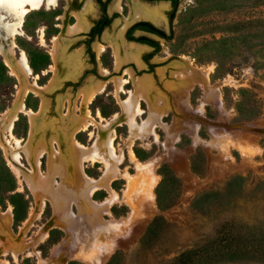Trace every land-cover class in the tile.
<instances>
[{
  "label": "rangeland",
  "instance_id": "rangeland-1",
  "mask_svg": "<svg viewBox=\"0 0 264 264\" xmlns=\"http://www.w3.org/2000/svg\"><path fill=\"white\" fill-rule=\"evenodd\" d=\"M73 1L58 0V7L44 4L28 11L14 37L15 56L24 51L32 69L23 83L36 81L41 86L39 94L30 91L23 98L34 111L44 106L45 127H38V136L48 131L59 136L74 114L88 118L79 91L94 74L81 88L66 84L67 80L78 83L85 68L93 67L85 54L87 37L67 31L70 24H77L82 4ZM141 1L160 17V26L169 29L174 1ZM94 4L88 13L90 23L102 15L100 4ZM114 8L111 4L110 14ZM130 8L131 1L123 0L106 31L111 38ZM72 11L77 17L71 16ZM5 13L0 12V39L9 42L2 26ZM173 30L171 40L146 33L161 46L152 58L154 67L134 64L135 72L130 74L127 68L134 67L132 62L124 64L126 68H119L110 79L100 78L105 87L87 105L90 114L111 116L118 111L119 99L137 91V77L146 75L148 88L142 91L145 96L139 106L145 99L154 118L156 108L164 110L153 134L145 139L134 140L133 131L125 143L126 126L115 129V196L106 205L100 204L107 195L104 190L92 196L95 209H88L79 198L77 206L66 208L63 197L46 198L42 204L41 192L35 194L26 179L19 180L0 146V264H264V0H178ZM105 35L100 40L102 49L97 48L98 37L93 47L100 72L107 75L114 56ZM55 37L65 47L58 61L50 52ZM78 45L79 52L73 49ZM153 50L144 48L140 57ZM191 66L208 70V87L217 85L219 96L185 75ZM116 78L126 81L118 93ZM22 81L0 54V116L13 106ZM155 97H161L163 104ZM140 109L142 113L145 105ZM30 126L29 115L21 112L13 132L22 143L34 140ZM100 128L97 143L105 138V128ZM57 136L55 148L60 146ZM74 136L79 143L92 144L85 132ZM58 150L64 152L61 146ZM51 154L47 149L41 158L44 174ZM21 160L32 168L24 152ZM72 160L57 175L56 185L63 175L69 183L78 178ZM102 169L101 163L83 165L84 174L94 178ZM8 208L10 220L3 214ZM42 230L47 233L40 238Z\"/></svg>",
  "mask_w": 264,
  "mask_h": 264
},
{
  "label": "bare ground",
  "instance_id": "bare-ground-1",
  "mask_svg": "<svg viewBox=\"0 0 264 264\" xmlns=\"http://www.w3.org/2000/svg\"><path fill=\"white\" fill-rule=\"evenodd\" d=\"M0 1L3 2L4 6L10 8V12L12 14V18L8 19L7 17V19H5L2 24L3 31L5 32V36L8 38L9 42L0 39V54L3 56L5 63L10 68L11 73L14 75H18L20 77V80L22 81L23 78L25 79L31 76L32 69L29 65L27 54L24 51L21 52L20 50L19 51L20 56H15L16 42L14 40V37L17 33H19L24 18L28 11L38 9L44 4L49 8L56 7L58 5V0H0ZM130 1H131L130 13L123 20L124 23L118 33V40H114L113 42H110V45L112 46L114 52V64L116 70H118L123 63H128V62H134L137 63L139 66H142V63L139 59V53L142 49V45L133 41L127 43L125 40H122L121 34L125 30V28L134 20L140 18H150L153 19L158 24L161 23L160 17L156 13H153V11L149 10L147 5L142 3L140 0H130ZM122 2L123 0H113L112 6L115 7L116 9H120L122 6ZM90 6H91L90 2L87 1L81 13L84 14L86 11H88L90 9ZM81 13H78L79 14L78 19L84 21L83 18L84 16L82 17ZM81 28L82 27L78 22L76 25L69 27L68 31L70 33H73L80 30ZM97 48L98 50H101L102 45L97 43ZM63 49L64 46L62 45V41H60L58 37H55L54 45L50 51L55 61H58L60 58H62ZM53 70L55 72V75H57L58 66L55 65L53 67ZM188 70L189 71L185 73V75L187 74L188 78L192 79L193 81L196 80L199 81V83H202L206 88L209 89V92H211L212 95L216 93L219 96V91H218L219 89L217 85H210V87H208L209 85L208 70L203 68H196L195 66L189 67ZM132 71L133 70L131 67L127 68L128 73L131 74ZM104 72H107L106 69H104ZM182 72L183 71H181L180 74ZM184 72L186 71L184 70ZM90 78L91 77H89V80L84 84V86L79 91V95L83 107V113L88 118L83 119L80 116H78V114H74L73 116L70 117V119L65 124V127L63 129V133H62L63 136L70 139V145H69L70 149L69 148L67 149V154L58 150L53 146L54 141L55 142L57 141L55 133H53L52 131H48L42 133L40 136H38L39 134L36 133L38 132L37 130L39 129L38 119H37L38 114H40L41 112L43 113L44 106H42V108L39 111H34L25 105L23 99L24 96L30 91H34L36 92V94L40 93L37 89H41V86L36 81H31V82L28 81V83H23L22 81L21 86L19 87V90L16 94V98L13 106L6 109L0 116V132H1L0 146L1 148L4 149L5 155L12 164L13 168L16 170V173L18 174V176H20L19 180L26 179L29 186L31 187V189L35 194H37V191L41 192V194L43 195V199L41 201L42 204L44 203L43 200L46 198H52L53 201H56L63 197L61 201L63 202L64 207L66 208L70 206L71 202L76 201L79 198V200H81L88 209L89 208L95 209L94 208L95 203L90 198V193L93 187L94 189H96L95 187L100 183H97V181H94L93 178L91 179L90 177L84 174L83 160L91 159L93 161L95 159H100L103 162H105L106 166L108 167V170H110V168L111 169L115 168V165L113 164L114 163L113 160L115 159V155H114L115 153L113 151V145H112L113 137H114L112 130L108 131L107 135L103 140L99 141V143L96 142L95 145L90 147L82 145L81 143L77 142L74 138V135L79 130L87 129V127L91 123H93L91 121L94 120V118L90 114V110L87 108V105L93 101L97 93L102 91L105 86V81L99 79L98 81H96V83H94ZM56 80L57 77H54L51 82H54ZM148 80L149 78L146 75L138 76L136 79L137 91L136 92L131 91L130 95L126 99H122V98L119 99V103L122 106V109L125 113V117L127 118V122L129 123L128 125H130L131 127V132L134 131L133 136L135 137L137 136L139 137L141 135H147L148 132H150L153 129L152 125H148V124L150 122H152L153 124L155 120H160L162 113L164 111V110H159L155 107L157 111L155 113L156 114L155 118L153 115L154 112L151 110L152 115H150L147 120H144V122L142 121L143 123L142 124L140 123L141 125L138 124L137 121L135 120L136 115L139 114L141 110L139 106V99L145 96V94L142 93V91L145 88H148ZM114 82H115L116 92L118 93L122 85L126 81L124 82L116 78ZM184 95L185 93L182 94V96ZM155 100L160 105H162L164 102L161 97H155ZM21 112H24L27 115H29V120L31 125L29 133L31 137L34 139V140H28L26 143H22V139L17 137L13 132V124ZM151 119L152 120L154 119V121H151ZM103 128H106V126L103 125ZM70 129H72V131L71 134L69 133L70 134L69 135L68 131ZM47 149L50 152H53V154L49 156V169L48 172L44 174L40 169V163H41V158L47 152ZM22 152H24L27 155L29 162L32 165V168H27L23 165L21 160ZM130 153L133 156H135L132 149H130ZM72 158H74L76 161L75 170L78 178L76 177L77 178L76 181L69 183V181L65 179L63 175L61 177L62 182L57 183L56 185L55 182H57L56 181L57 175H60L62 171H64V169H67L68 161L74 162ZM113 172L115 173V169L113 170ZM23 176L24 178H22ZM65 176H67V174H65ZM111 192L113 194L112 197L114 198L115 194L113 193L112 190ZM11 213H12L11 208H8L6 212H3L5 219L10 220ZM34 216H35V211L32 212L31 217ZM67 216H68V212L65 218ZM0 232L3 234V231ZM46 233L47 232H44V230H42L40 232V238H43L46 235ZM0 240L1 241L3 240L2 237H0ZM17 254L18 252L14 249V256H16Z\"/></svg>",
  "mask_w": 264,
  "mask_h": 264
},
{
  "label": "flooded vegetation",
  "instance_id": "flooded-vegetation-1",
  "mask_svg": "<svg viewBox=\"0 0 264 264\" xmlns=\"http://www.w3.org/2000/svg\"><path fill=\"white\" fill-rule=\"evenodd\" d=\"M68 1V0H67ZM87 1L90 2V9L88 11H86L84 14L81 13V11L83 10L84 6L86 5ZM112 1L113 0H81V6L79 9H77L78 13H81L82 14V17L84 18V21L82 20H79L78 19V22L80 23L81 25V29L74 32L75 34H77V36H81V37H87V40H86V51H85V54L87 53L88 54V60L90 59V61L92 62L93 64V67L92 68H85V70L83 71V73H81V79L79 80V82H73L72 80H67L66 81V84H69V85H74L76 86V88H81V86H83L84 82L86 81V79L90 76V74H94L93 76L96 78V79H105V80H108L110 79L111 76H113L112 73H115L117 72V70L114 69V65L112 64V68L110 70V73L107 74V75H104L100 72V64H99V57H97V52H96V49L93 47V43L96 41L95 38H97V40H99L97 43L98 44H101L102 43L100 42V40L102 39L103 35L106 34L107 32V29L109 28V26L111 25V22H112V19L116 18L117 14L120 13L118 9L114 8L115 9V12H113L112 14H110L109 10H110V6L112 4ZM141 1V0H140ZM152 1V0H150ZM174 3H173V9L168 13V18H169V29H165L163 27L160 26V23H156L153 19H150V18H140V19H137V20H134L132 23H130L126 28L125 30L122 32V37L123 39L126 41V42H131V41H134V42H138V40L136 38H138L139 36H146L148 38H151L153 40H155L159 47L156 48V46L152 45V44H149V43H146V42H141L139 41L138 43H141V44H144L145 46L147 47H150L152 46L154 48L153 51L151 52H146L142 55V61L146 64V65H149L150 67H154L155 65V62L152 61V58L155 56V53L157 51H159L161 49V46H160V43L158 40H156L155 38H153L152 36L155 35V36H159L160 38H164V40H171L172 39V29H173V20H174V16H175V13H176V10H177V7H178V0H173ZM75 1L73 0H70V3H74ZM142 2V1H141ZM94 3H98L100 4L101 6V12H102V15L97 18L96 20L93 21V23H90L89 22V15L88 13H91V8H92V5ZM143 3V2H142ZM95 5V4H94ZM93 5V7H94ZM59 5H57L58 7ZM43 7H46V6H43ZM174 13V15H173ZM88 15V17H87ZM71 16L73 17H77V15L73 14V11H72V14ZM127 16V15H126ZM125 16V17H126ZM61 16H58V19H60ZM78 18V17H77ZM25 20V19H24ZM139 21H147V22H150L154 27L158 28V29H162L164 30V32L166 33V37H163L161 35H159L158 33H155L153 31H150V30H147V29H144L142 27H133L136 23H138ZM77 22V23H78ZM123 21L120 23L119 25V28L118 30L115 32L114 36L119 33L120 29L122 28L123 26ZM76 25L75 23L74 24H70L68 26L71 27V26H74ZM59 27H61V24H58ZM68 28H67V31H68ZM69 32V31H68ZM152 35H148V34ZM129 35H132L134 38H130ZM80 37V38H81ZM106 39H108L109 42H113L114 40H118V38L116 37H113L111 38L109 36V34L107 33V36H106ZM79 40V38L77 39ZM76 40V41H77ZM107 41V42H108ZM75 42V41H74ZM73 42V43H74ZM96 43V44H97ZM103 46V45H102ZM109 48L112 46L110 45V43H107V45ZM80 46H76V47H73V49L77 50ZM65 49V47H64ZM63 49V50H64ZM113 50V48H112ZM70 51V50H69ZM106 51V50H105ZM104 51V52H105ZM64 52V51H63ZM153 54L151 55V57L147 58V54L149 53H152ZM112 55L114 56L113 52H112ZM132 66H134V68L136 67L134 64V62L131 63ZM123 67V66H122ZM125 67V66H124ZM123 67V68H124ZM50 72L52 71L51 69L49 70ZM140 72V70H139ZM97 75H99V77H97ZM110 75V76H109ZM109 76V77H108ZM101 79V80H102ZM109 83V82H108ZM108 85V84H107ZM107 87V86H106ZM76 90H74V93L72 95V99L75 98L76 94ZM100 93V92H99ZM97 93V94H99ZM97 96V95H96ZM115 96V95H114Z\"/></svg>",
  "mask_w": 264,
  "mask_h": 264
},
{
  "label": "crops",
  "instance_id": "crops-1",
  "mask_svg": "<svg viewBox=\"0 0 264 264\" xmlns=\"http://www.w3.org/2000/svg\"><path fill=\"white\" fill-rule=\"evenodd\" d=\"M105 36H107V33H106V35ZM114 37H116V38H118V33L114 36ZM121 38H122V40H124L123 39V37H122V35H121ZM132 42V41H131ZM134 42V41H133ZM108 43H110V42H108ZM127 43H129V42H127ZM136 43H138V42H136ZM138 44H140V45H142V49H141V51L144 49V48H146L147 46H145L144 44H141V43H138ZM64 51V50H63ZM141 51H140V53H139V59H140V61H141V63H142V66L143 65H145V63L142 61V59H141V57H140V54H141ZM77 52H79V50H77ZM114 53V52H113ZM130 62H128V64H129ZM75 64H76V62L74 61V64L72 65L74 68H75ZM124 64H127V63H123L122 64V66L124 65ZM139 68L140 67H142V66H139L137 63H135ZM121 66V67H122ZM120 67V68H121ZM114 68H115V64H114ZM124 68H126V67H124ZM133 69V71H134V67H132ZM107 70V69H106ZM126 70V69H125ZM135 72V71H134ZM60 74V73H59ZM57 77V79H58V77L59 76H56ZM91 78V80H92V82H94V83H96V81H98V79H96L94 76H90ZM89 80V79H88ZM87 80V81H88ZM57 81V80H56ZM56 81H54V82H52V85H53V83H56ZM86 81V82H87ZM125 84V83H124ZM105 87V86H104ZM72 103H73V101H71ZM148 103L145 101V99H142L141 101H140V108H142V106H144L145 105V107H146V109H143V112L142 113H140V114H137L136 115V117H135V120L137 121V123L138 124H142L143 122H144V120H147L148 119V117H149V113H150V115H151V112H150V110L147 108V105ZM37 111H39V109L37 110ZM43 112H44V109H43ZM93 116H94V118H95V120H96V122H94V123H91L88 127H87V129H82V130H79L75 135H77L78 133H82V132H85L88 136H89V138H90V141H92V144L91 145H89L88 147H90V146H93V145H95V143H96V140H97V138H98V136H97V133H98V129L102 126L103 127V125L104 126H106V128L105 129H103L102 131V137H105L106 135H107V133H108V131H113V133H114V137H113V142H114V140H115V138H116V132H115V129L117 128V127H119V126H126V128H127V137H126V139H125V143H129V140H130V137H131V127H130V125H128L129 123L127 122V119H126V117H125V113H124V111H123V109H122V107H121V105L119 104V107H118V111L117 112H115V113H113L111 116H109V117H103V116H101L99 113H97V112H95V113H91ZM141 114H144L145 116H144V119H142L141 121H139L138 120V118H139V116L141 115ZM42 115H43V113L41 112L40 114H38V127H40V128H44L45 126H43L42 125ZM116 115H117V117H116ZM119 117V118H118ZM114 118H115V120H114ZM163 118V116L161 117V119ZM160 119V120H161ZM160 120H155L154 121V123H153V125H152V130L150 131V132H148V134L146 135V136H137V137H135L134 138V140H136V139H145V138H147L148 136H150V135H152L153 134V132H154V130H155V128L157 127V125H158V123H159V121ZM45 122H47L46 120H44ZM143 121V122H142ZM140 124V125H141ZM101 125V126H100ZM110 128V129H109ZM101 129V128H100ZM71 131H72V129H70L69 131H68V134L70 133L71 134ZM60 135L59 136H57L58 138H59V142H60V146H61V148H63V150H64V153H66L67 154V143H69V145H70V139L69 138H66V137H63V135L61 134V133H59ZM69 134V135H70ZM143 137V138H142ZM74 138L76 139V140H78L77 138H76V136H74ZM67 141V142H66ZM79 141V140H78ZM95 142V143H94ZM81 143V142H80ZM81 144H83V143H81ZM84 146H87V145H85V144H83ZM60 146L58 145V144H56V148L57 149H59L60 148ZM69 147V146H68ZM67 148V149H66ZM47 155V154H46ZM116 155H117V153H116ZM48 157V156H47ZM94 163V162H96V163H101V164H103V169H102V173L98 176V177H90V176H88V177H90L91 179L93 178V180L94 181H97V183H100V184H98L95 188L96 189H94V187H93V189H92V191H91V193H90V198L92 199V196H93V194H94V192L95 191H97V190H104L105 192H106V197L102 200V201H100V204H105V202H107L108 200H110L111 198H112V196H113V194H112V192H111V190L113 191V193H115L114 192V189H113V187H112V181L115 179V176H114V174H113V170L114 169H116V163H113L114 165H115V168L113 169H111L110 168V170H108V167L106 166V164H105V162H103L102 160H100V159H95V160H91V159H86V160H83V165H85V163ZM72 169V167L70 166V170ZM112 172V173H111ZM109 173V174H108ZM112 174V175H111ZM112 176V177H111ZM111 177V178H110ZM56 178H59V177H56ZM96 179V180H95ZM99 179V180H98ZM100 179H102V180H100ZM103 182V183H102ZM105 182H107V183H105ZM105 184V185H104ZM110 185V186H109ZM109 189V190H108ZM128 189L127 188H125L124 189V192H126ZM110 196V197H109ZM105 200V201H104ZM104 201V202H103ZM103 202V203H102ZM78 205V203L76 202V201H73L72 203H71V205Z\"/></svg>",
  "mask_w": 264,
  "mask_h": 264
},
{
  "label": "trees",
  "instance_id": "trees-1",
  "mask_svg": "<svg viewBox=\"0 0 264 264\" xmlns=\"http://www.w3.org/2000/svg\"><path fill=\"white\" fill-rule=\"evenodd\" d=\"M173 15H174V13H173ZM133 27H142L144 29H147V30L153 31L155 33H158L159 35H161L163 37H166L167 36L166 33L164 32V30L158 29V28L154 27L150 22H147V21H139ZM173 31L174 30L172 29V33H173ZM129 36H130V38H134L132 35H129ZM136 39L138 40V42L139 41L146 42V43H149V44H152V45L156 46V48L159 47L158 43L155 40H153L151 38H148L146 36H139ZM152 54H153V52L147 54L146 57L149 58V57H151ZM136 153L139 155V152L138 151H136Z\"/></svg>",
  "mask_w": 264,
  "mask_h": 264
},
{
  "label": "water",
  "instance_id": "water-1",
  "mask_svg": "<svg viewBox=\"0 0 264 264\" xmlns=\"http://www.w3.org/2000/svg\"><path fill=\"white\" fill-rule=\"evenodd\" d=\"M1 11H4L6 12V17H9V18H12V14L10 12V8L9 7H6V6H3L0 4V12ZM36 76V73L35 74H32V77H35Z\"/></svg>",
  "mask_w": 264,
  "mask_h": 264
}]
</instances>
